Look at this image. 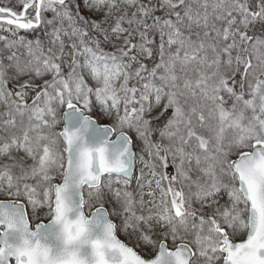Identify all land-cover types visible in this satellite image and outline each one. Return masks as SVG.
<instances>
[{"label": "snow or ice", "instance_id": "obj_1", "mask_svg": "<svg viewBox=\"0 0 264 264\" xmlns=\"http://www.w3.org/2000/svg\"><path fill=\"white\" fill-rule=\"evenodd\" d=\"M0 264H264V0H0Z\"/></svg>", "mask_w": 264, "mask_h": 264}]
</instances>
